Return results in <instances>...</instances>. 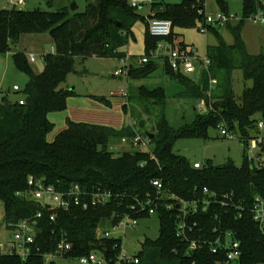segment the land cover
<instances>
[{
    "label": "trees",
    "instance_id": "obj_1",
    "mask_svg": "<svg viewBox=\"0 0 264 264\" xmlns=\"http://www.w3.org/2000/svg\"><path fill=\"white\" fill-rule=\"evenodd\" d=\"M217 2L227 13V1ZM49 3L54 6L52 0ZM151 6L154 14L147 20L143 18L148 23L145 37L148 52L162 40L150 34V18L169 19L173 29L189 27L200 20L215 33L218 45L207 48L210 65L203 71L202 83L166 66L167 74L182 87L175 96L197 101L204 99L209 111L200 113L196 109L194 118L178 128L170 125L165 114H161L155 132L148 135L149 143L153 145L151 152L124 151L119 155L111 150V139L135 137V127L115 128L67 118L65 129L51 141L48 136L56 126L51 115L65 112L74 95V89L63 84L73 70L76 58L127 57L124 48L129 43L131 27L140 18L135 11L137 8H133L129 0H88L84 12H71L69 8L60 11H27L15 6L0 8L1 54L25 33L49 32L55 45L54 51L44 56L45 68L39 74L32 70L24 54H15L16 66L29 76L21 97L24 103L9 94H2L0 99V201L5 211V223H17L42 212L34 253L27 260L10 252L1 253L0 264H45V256L36 253V248L40 247L42 253L55 251L63 233H67L73 243L69 256L99 252L114 263L121 253L122 239L103 237L99 231L117 224L126 214L132 218H150L148 213H139L132 206L137 204V199L154 197L153 179H161L169 192L187 200L202 196L205 187L216 191L221 198L225 194H233V197L226 199V206L212 204L207 211H200L191 218L198 226L186 241L177 236L179 209L176 205L167 209V204L173 200H160L155 215L161 225L159 237L146 239L143 250L135 255L139 258L138 264H217L224 260L225 250L214 252L211 242L225 231H231L241 243L242 255L234 264H264V238L250 211L255 196L264 194V165L258 166L247 155L242 167L233 163L217 167L207 162L202 168H195L184 155L173 150L181 138H207L209 129L218 128L221 122H226L236 134L240 133L241 139L247 137L248 141L251 138L245 136L246 129L253 125L255 116L264 113V54L252 55L247 51L241 28L251 15L260 10L264 12V1L243 0L240 24L228 26L234 36L233 45L224 41L216 26L206 23L204 7L197 0H182L175 4L153 0ZM176 39L173 30L166 38L174 46ZM177 46L187 45L180 42ZM156 69L157 63L151 61L137 66L130 64L128 76L144 78ZM234 70H241L244 80L252 82L238 98L233 87ZM212 79L217 81L213 90L210 88ZM139 90L143 101L161 107L166 104L164 88L150 90L142 86ZM97 99L110 104L105 97ZM124 109L127 113V105ZM30 177L58 190L69 189L73 183H78L88 192L102 189L118 197L106 205L88 209L81 206L70 210L52 209L24 193ZM192 240L199 243L198 248L189 251Z\"/></svg>",
    "mask_w": 264,
    "mask_h": 264
},
{
    "label": "rangeland",
    "instance_id": "obj_2",
    "mask_svg": "<svg viewBox=\"0 0 264 264\" xmlns=\"http://www.w3.org/2000/svg\"><path fill=\"white\" fill-rule=\"evenodd\" d=\"M18 1V0H15ZM76 2L78 9L73 12H84L88 0H71ZM153 0L145 2L143 7L135 9L140 18L133 23L129 43L124 51L131 57V65H140L139 59L147 56L145 37L148 31L147 19L151 12ZM166 2L170 4L179 3L182 0H155V2ZM204 7L206 16L214 15L221 10L217 0H197ZM227 14L230 15V22H235L243 17V0H226ZM14 7L9 0H0V8L7 9ZM18 9L33 10H55L49 0H25V4L15 6ZM70 9V8H69ZM71 10V9H70ZM72 12V10H71ZM225 13V12H224ZM143 18H146L144 20ZM219 31L225 29L227 24L216 26ZM174 34L177 35V42H183L192 47L198 54V61L195 63L198 69L194 73L187 74L197 83L203 81V69L207 58V46L212 40H217L213 31H209L203 22L197 20L195 25L189 27H174ZM178 45V44H177ZM54 38L49 32L25 33L22 34L16 43L10 45L6 53H0V99L2 94H9L14 98H21L29 83V76L19 69L14 61V55L24 54L32 70L39 74L44 71V56L52 53L54 48ZM31 54L37 56V60H29ZM151 62L157 63V69L144 78H131L124 73L121 76L114 74L115 70L125 66L126 62L114 58L91 57L83 59L76 58L73 70L68 74L64 87L72 90L74 95L70 97L68 108L65 112H57L51 115V119L56 123L54 131L48 136L49 139L55 135L61 126L66 124L68 116L77 122H88L122 128L123 126H133L136 128L137 137L148 141L149 133L155 132L154 127L165 114L170 125L180 127L186 121L190 122L197 113V100L190 98H178L175 96L182 90V87L166 72L167 62L163 58L150 57ZM206 71V70H205ZM234 92L238 98L245 87L251 86L252 82L244 80L241 70H234ZM14 86L20 88L14 90ZM144 86L150 90L164 88L167 93L166 104L161 107L152 103H147L139 97L140 88ZM97 97H105L110 101L109 105L100 102ZM127 105L128 112L124 106ZM198 112H200L198 110ZM201 113V112H200ZM264 118V113L258 114L254 118V123L247 128L245 136L264 137V128L259 130L257 122ZM240 135V133H237ZM135 136V137H136ZM135 137H130L134 139ZM247 138V137H245ZM111 150L115 155L123 153L125 150L151 152L153 145L148 147L141 145L134 147L131 141L123 142L121 138H113L110 141ZM261 147H264L262 144ZM174 152L184 155L193 165L196 162L212 163L214 166L222 167L233 163L237 167H242L247 161L248 150L245 142L240 136L230 139L221 134L220 127L210 128L207 138L191 137L181 138L174 145ZM35 199L47 202L45 196L35 195ZM132 222V220H129ZM160 221L157 216L139 219L138 225L127 229L126 232L119 226L114 229L111 225L105 226L101 231L109 230L111 237L122 239L121 251L127 256H134L141 252L146 239H157L160 234ZM0 241L5 245V252L10 251L13 242V233L7 229L5 223V211L0 201ZM97 256L101 257L99 252ZM45 264H82L78 257L53 256L45 258Z\"/></svg>",
    "mask_w": 264,
    "mask_h": 264
},
{
    "label": "built area",
    "instance_id": "obj_3",
    "mask_svg": "<svg viewBox=\"0 0 264 264\" xmlns=\"http://www.w3.org/2000/svg\"><path fill=\"white\" fill-rule=\"evenodd\" d=\"M10 4L17 6L25 4V0H9ZM148 0H129L130 5L133 8H139ZM231 20L230 15L224 12H219L214 15L206 16V23L212 26H220L229 23ZM249 21L255 24L264 25V12L262 10L251 15L248 18ZM207 28V27H206ZM173 23L169 19H159L150 18L149 19V31L152 36L159 37L162 40L158 43L155 49H152L147 56L141 57L139 59L140 64L147 63L150 61V57L163 58L167 65L175 72L181 74L194 73L198 66L195 61H198L199 57L196 51L189 46H174L167 42L166 38L172 34ZM30 60L32 62L37 60V56L34 54L30 55ZM125 61V66H121L116 69L114 74L116 76H121L124 73L128 74L129 66L131 64V57L127 56L120 59ZM205 67L203 71H207L210 65V60L207 57L205 59ZM217 81L212 79L210 81L211 90L216 88ZM15 91H19L18 86H14ZM20 103H24L23 98H20ZM196 109L201 113H207L209 108L204 99L198 100ZM221 129V134L226 138H236L237 135L234 131L230 129V126L226 122H221L219 125ZM257 128L262 130L264 128V118L257 122ZM245 142L246 149L249 153L250 161L254 162L258 166L264 165V137L254 136L248 141L242 138ZM122 141L127 143L131 141L134 147H139L144 145L148 147L150 144L149 140L144 141L141 137H135L130 139L123 137ZM152 158H155L152 155ZM141 165H144L142 163ZM205 163L196 162L193 164L195 168H202ZM153 187H155L156 192L154 197L148 196L145 200L137 199V204L132 206V209L137 210V212H146L151 217L156 215L157 209L159 207V201L163 199L173 200L172 203L167 204V209H172L176 207L179 209V214L177 215V236L182 240L186 241L189 238V234L194 231L198 222L192 220L194 216L200 211H207V209L212 204L221 203L222 206H226L227 200L233 197V194H225L222 198L218 195L216 191H212L205 187L202 192V196H197L192 200H187L178 197L175 193L169 192L165 188V184L161 179H153L151 181ZM28 196L34 198L35 195H43L48 200L47 202H41L44 205H49L52 209H65L70 210L73 207H83V209H88L90 206H97L99 204L106 205L110 203L115 197L111 191H106L99 189L96 192H88L84 190L78 183H73L69 189L58 190L53 185H45L43 182L36 181L33 177L29 178L28 189L24 192ZM118 197V195H116ZM115 197V198H116ZM35 199V198H34ZM37 200V199H36ZM39 201V200H37ZM232 205V204H231ZM242 209V208H240ZM253 214V219L258 225L261 234L264 238V194H258L255 196L253 204L250 208ZM242 213H239L241 217ZM42 217V212H38L35 216L31 218L23 219L17 223H8L7 229L13 233V242H11L10 253L17 254L21 256L23 260H27L29 256L34 253V245L36 243V238L38 235V219ZM54 218V216L52 217ZM132 220V222H129ZM139 219L132 218L131 215H124L120 221L113 225L114 229L119 226L124 232L129 228H134L138 225ZM218 230V229H217ZM215 230V231H217ZM100 235L103 237H111L109 230L99 231ZM198 242L195 240L190 241L189 251H194L198 248ZM212 250L218 252L220 250H225V258L222 261L217 262V264H234L236 263L242 255L241 243L236 240L231 231L221 232L215 242H211ZM73 250V243L69 241L67 233H63L61 238L58 240V247L55 251L42 253L40 247L36 248V253L42 254L45 258L53 256H69L70 252ZM97 252H91L90 254L78 257L82 264H122V263H135L138 264L139 258L134 256H127L124 252L120 253L118 259L111 263L107 258L101 254V257L97 256Z\"/></svg>",
    "mask_w": 264,
    "mask_h": 264
},
{
    "label": "crops",
    "instance_id": "obj_4",
    "mask_svg": "<svg viewBox=\"0 0 264 264\" xmlns=\"http://www.w3.org/2000/svg\"><path fill=\"white\" fill-rule=\"evenodd\" d=\"M264 1V0H263ZM145 4V3H144ZM144 4L140 7H143ZM152 6H151V12L150 15L152 14ZM154 14V13H153ZM241 19H238L235 22H229V24L227 23V27L220 32L221 36L223 37L224 41L228 44V45H233L235 40H234V36L230 30V28L228 27L229 25L231 26H238L241 22ZM241 36L242 39L244 40V43L246 45L247 51L252 54V55H259V54H264V25L262 24H255L251 21H249L248 19H246L243 24H242V28H241ZM170 43V42H169ZM180 42H177V39L175 40L174 44L177 46V44L179 45ZM172 44V43H171ZM173 45V44H172ZM186 45V44H185ZM218 45V39L217 40H212L209 42L208 46H217ZM207 46V48H208ZM54 49V48H53ZM54 51V50H53ZM115 59V58H114ZM196 108V107H195ZM194 108V109H195ZM68 118H70L68 116ZM72 119V118H70ZM53 121V120H52ZM54 122V121H53ZM66 124L61 126V130L66 128L67 125V119H66ZM58 130L55 135L52 137V139H49L50 141L53 140L55 138V136L61 131ZM125 151H131V150H125ZM0 246L2 248V253H6L5 250V245L4 243H2L0 241Z\"/></svg>",
    "mask_w": 264,
    "mask_h": 264
},
{
    "label": "water",
    "instance_id": "obj_5",
    "mask_svg": "<svg viewBox=\"0 0 264 264\" xmlns=\"http://www.w3.org/2000/svg\"><path fill=\"white\" fill-rule=\"evenodd\" d=\"M55 10L60 11L66 8H70L72 11H76L78 9V5L76 2H73L71 0H52ZM196 110V108H195ZM154 134H151V137H153ZM2 253V248L0 246V254Z\"/></svg>",
    "mask_w": 264,
    "mask_h": 264
}]
</instances>
